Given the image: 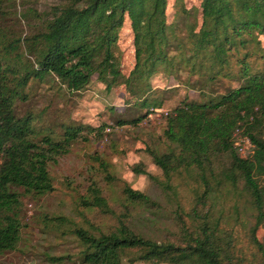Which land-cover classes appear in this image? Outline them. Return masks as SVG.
<instances>
[{
    "label": "trees",
    "instance_id": "trees-1",
    "mask_svg": "<svg viewBox=\"0 0 264 264\" xmlns=\"http://www.w3.org/2000/svg\"><path fill=\"white\" fill-rule=\"evenodd\" d=\"M15 1L0 0V257L19 243L22 199L40 198L54 190L49 165L68 153L80 137L87 139L83 129L100 136L104 130L62 124L61 133L50 130L38 135L34 123L42 111L20 115L15 110L16 100L26 99L30 80L52 76L71 92L86 88L94 74L107 90L123 85L134 108H145L146 114L131 119L119 116L115 124L137 125L162 106V99L153 97L151 85L160 68L174 75L176 68L184 66L190 75H202L212 84L219 75H228L224 70L229 67L230 52L244 45V35L264 34V0H199V26L185 25L188 53L179 44V53L174 54L177 25L167 22V0H65L42 29L22 37L3 25L5 18L14 13L23 19L25 12H36L27 8L20 13ZM125 18L134 47V64L127 75L115 56ZM240 75L243 82L236 88L208 101H183L166 116L162 132L166 151L146 147L164 181L148 177L174 199L175 215L181 220L184 214L190 220V230L182 222V242L157 240L136 230L127 224L128 214H120L117 225L107 232L79 226L62 215L45 216L46 223L75 239L80 264H240L233 258L232 232L220 227L218 217H211L209 204L223 187L235 190L239 184L255 209L250 238L260 246L256 230L264 227V74L242 66ZM238 130L252 144L247 156L234 144ZM97 159L106 170L107 162ZM181 170L194 173L202 186L195 189L189 211H184L170 183ZM122 191L131 204H155L129 185ZM90 193L91 200L82 199L87 208L109 210L98 186H92ZM66 257L46 256L58 263Z\"/></svg>",
    "mask_w": 264,
    "mask_h": 264
},
{
    "label": "rangeland",
    "instance_id": "rangeland-1",
    "mask_svg": "<svg viewBox=\"0 0 264 264\" xmlns=\"http://www.w3.org/2000/svg\"><path fill=\"white\" fill-rule=\"evenodd\" d=\"M63 1L16 0L17 11L22 13L31 8L36 14L25 12L26 17L19 19L13 13L5 18L3 25L16 35L31 36L43 28L54 8ZM166 19L168 23L175 22L177 25L174 54L179 53L180 49L176 47L180 45L186 49L184 54H187L189 42L185 37V25L199 26L200 1L167 0ZM244 39L243 46L230 52V64L224 70L228 75H219L212 84H207L202 75H190L184 66L176 68L174 75L160 68L152 76L151 85L155 92L153 97L162 99V106L150 111L137 125L115 124L119 116L131 119L146 114L145 108H134V100L123 85L107 90L94 74L86 88L71 92L52 76L30 80L25 91L27 97L16 100L15 110L20 115L42 111L34 123L38 135L50 130L61 133L62 124L100 127L104 130L100 136L94 131L83 129L81 134L87 135V139L80 137L71 145L68 153L49 165L54 190L40 198L22 199L23 227L19 243L14 250L0 257V264H80L77 257L79 246L75 239L46 223L45 216L62 215L79 226H92L95 232H107L117 225L120 214H128L127 224L136 230L157 240L182 242V222L190 230V220L184 214H181V220L175 215L174 199L168 197L167 191L157 181L148 177L149 174L158 181H164L161 169L153 163L146 147L157 152L166 151L167 143L162 134L166 116L174 112L183 101H208L236 88L243 82L240 75L242 66L248 67L251 73L264 74V34H246ZM132 40L130 23L125 18L115 47L119 68L125 75L134 64ZM26 57L31 61L33 59L28 54ZM245 139L246 136L238 130L234 144L239 142L247 146L243 142ZM250 149L244 147L241 153L237 150L242 156H247ZM97 158L107 162L106 170ZM137 167L146 173L136 172ZM170 183L175 187L184 211H189L195 202V189L202 187L194 173L181 170L172 176ZM124 185L149 195L155 204H131L122 191ZM92 186H98L101 190L108 211L97 206L87 208L82 203L83 198L91 200ZM209 204L211 217H218L220 227L232 232L233 258L239 260L240 264H264V227L260 225L256 230V239L260 243L258 246L250 238L255 209L249 196L242 192L241 185L235 190L229 186L223 187L209 200ZM48 255L69 257L58 263L48 261Z\"/></svg>",
    "mask_w": 264,
    "mask_h": 264
},
{
    "label": "built area",
    "instance_id": "built-area-1",
    "mask_svg": "<svg viewBox=\"0 0 264 264\" xmlns=\"http://www.w3.org/2000/svg\"><path fill=\"white\" fill-rule=\"evenodd\" d=\"M243 142H245V143L248 144V145H247V146H244L243 144H241V143H239V142H238L237 144H235L236 147H237V149L239 150V152H240V151L242 152L244 147H250V148H251L250 150H251V152H252V144H251V142L249 141V139L246 137V139L243 140ZM240 145H242V146H240ZM241 152H240V153H241ZM251 152H250V153H251Z\"/></svg>",
    "mask_w": 264,
    "mask_h": 264
}]
</instances>
